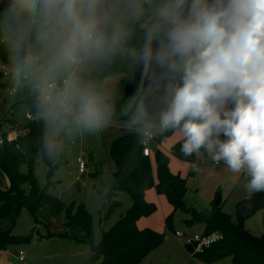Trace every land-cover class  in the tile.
<instances>
[{
  "label": "clouds",
  "instance_id": "9594fccd",
  "mask_svg": "<svg viewBox=\"0 0 264 264\" xmlns=\"http://www.w3.org/2000/svg\"><path fill=\"white\" fill-rule=\"evenodd\" d=\"M0 53L47 159L124 118L143 140L178 131L185 156L264 192V0H0Z\"/></svg>",
  "mask_w": 264,
  "mask_h": 264
},
{
  "label": "rangeland",
  "instance_id": "374dc122",
  "mask_svg": "<svg viewBox=\"0 0 264 264\" xmlns=\"http://www.w3.org/2000/svg\"><path fill=\"white\" fill-rule=\"evenodd\" d=\"M6 79L2 76L1 81ZM27 97L26 94H13L10 88L0 86V122L4 130L27 125L26 114L29 112L25 103ZM109 127L125 128L127 125L125 122H113ZM109 127L96 135L78 137L69 142L65 149L66 155L53 161L56 167L50 178L48 177L50 166L43 159L42 152L38 153L35 168V177L40 187L47 189L50 194L63 201L71 200L77 204H84L88 212L94 215L95 245L101 241L103 231L113 227L133 203L127 192H120L117 200L121 202V205L112 214L108 215V208L103 205L100 191H107L115 182L116 166L110 158V144L125 133L124 129L109 130ZM180 139L182 137L178 131L167 136L162 133L155 135L145 144L149 150L154 171L156 167L154 154L160 149L170 157L171 170L187 179L185 196L187 208L211 211L218 202H221L223 210L230 214L234 221H237V203L245 197L252 196L244 187L247 177L243 173H232L223 163L219 165L214 163L203 151L195 154L193 163L177 158L172 154L171 148ZM80 157L86 165L84 172H81L79 168ZM22 171L27 173L28 166L23 165ZM8 186L9 180L0 170V187L7 188ZM24 187L29 190L28 184ZM147 198L153 199L152 202L157 205V210L138 222L139 224L144 223L146 228L164 232L165 239L159 248L150 252L139 264H200L201 260L191 254L193 247L191 246L190 251L185 243L196 235H203L205 223L189 222L191 214L183 209L174 211L166 196L159 195L155 187L148 190ZM169 215L172 216V229L167 228L166 225V218ZM64 222V218L60 221L54 219L48 205L43 203L36 212V218L27 209H23L19 215L11 213L8 219L0 224V231L12 228L13 234L17 236H29L34 233L29 242L23 241L11 245L10 248L15 254L14 247L16 246L18 253L23 250L34 257L39 255L43 257L44 254L52 252L55 256L52 264H84L91 255V246L86 242V232L78 225L67 227L63 225ZM243 223L253 235H263L264 211H257ZM49 231L67 232L73 237H48L44 238L47 241H38L39 236ZM177 232L184 233V237L179 238L176 235ZM22 264H29V261ZM37 264L48 263L37 260ZM203 264H232V259L224 257L212 263L203 261Z\"/></svg>",
  "mask_w": 264,
  "mask_h": 264
},
{
  "label": "trees",
  "instance_id": "16d2710c",
  "mask_svg": "<svg viewBox=\"0 0 264 264\" xmlns=\"http://www.w3.org/2000/svg\"><path fill=\"white\" fill-rule=\"evenodd\" d=\"M3 59L0 53V60ZM0 86L10 88L8 79L1 81ZM122 99L134 94L136 82L129 78H122L116 85ZM29 111L31 101L25 100ZM115 123L125 122L124 118H117ZM29 133L26 137L14 142H5L0 148V170L9 180L7 188L0 187V224L5 222L11 213L19 215L27 209L36 218V212L45 203L54 217L67 227L80 226L86 232V242L91 246V255L84 264H139L150 252L159 248L165 239V233L151 228L140 229L137 222L157 210V205L147 201L146 192L155 187L159 195H164L172 204L174 211L183 209L191 214L189 222L205 223L204 234L219 233L222 238L206 247L202 254H195L200 260L212 263L224 257H231L232 264H264V233L253 235L245 226L244 221L257 211H264V192L252 194L237 203V221L225 212L222 203L218 202L210 211H198L187 208L185 196L187 179L171 171L170 157L158 149L155 154V171L150 155L145 153L144 140L134 132H129L115 139L110 144V158L115 163V182L107 191H100L104 207L108 208V215L117 210L121 202L117 200L120 192H127L132 200V206L121 215L119 220L109 230H104L101 241L95 245L93 236V214L88 212L84 204L75 201H63L50 194L47 189L40 187L35 177L36 160L40 150L42 125L35 119L28 121ZM4 129L0 122V130ZM173 132H166L170 135ZM223 139V137H222ZM182 139L172 146L171 152L179 159L195 160V154L185 156L181 151ZM66 152L62 155L64 157ZM43 159L50 166L48 177L54 174L53 161L43 155ZM28 166V172L22 171V166ZM29 185L26 190L24 185ZM39 222V220H36ZM102 225V220H101ZM167 228L172 229V216L166 218ZM34 233L29 236H17L12 228L0 231V249H6L12 244L29 242ZM67 237V233L49 231L48 237ZM191 251V247L185 244Z\"/></svg>",
  "mask_w": 264,
  "mask_h": 264
},
{
  "label": "built area",
  "instance_id": "2783aa9c",
  "mask_svg": "<svg viewBox=\"0 0 264 264\" xmlns=\"http://www.w3.org/2000/svg\"><path fill=\"white\" fill-rule=\"evenodd\" d=\"M0 73L6 77V72L4 70V65L0 64ZM26 118L28 121H33L34 116L33 114L29 111L26 114ZM29 133V128L27 126H17V127H10L7 130H0V148L3 146L5 142H14L17 141L20 138L26 137ZM154 136L151 138L153 139ZM149 139V140H151ZM149 140L144 141V148H145V153L149 154V150L145 145ZM79 168L81 172L85 171L86 165L82 158H79ZM176 235L179 238L184 237V233H179L177 232ZM222 238V236L219 233H212V234H203V235H196L193 238H191L187 243L190 247L192 246L194 250L191 251V254L195 256V254L202 252L206 247H209L213 243L219 241ZM20 259L24 260L23 253L20 252ZM200 264H203V261H199Z\"/></svg>",
  "mask_w": 264,
  "mask_h": 264
},
{
  "label": "crops",
  "instance_id": "0c3cea01",
  "mask_svg": "<svg viewBox=\"0 0 264 264\" xmlns=\"http://www.w3.org/2000/svg\"><path fill=\"white\" fill-rule=\"evenodd\" d=\"M12 128V127H11ZM109 130H117V129H124L125 130V133L123 134V135H125V134H127V133H129V132H131V131H129L128 130V127H125V128H118V127H109L108 128ZM122 135V136H123ZM181 140V139H180ZM179 140V141H180ZM149 155V154H148ZM170 164H171V159H170V163H169V166H170ZM154 167V166H153ZM171 169V168H170ZM172 171V170H171ZM173 172V171H172ZM173 173H175V174H178L177 172H173ZM180 175V174H179ZM148 192V191H147ZM147 192H146V199H147V201H149V202H151V203H153L152 201H153V199H149V198H147ZM162 198V197H161ZM245 198H248V197H245ZM163 199V198H162ZM143 218V217H142ZM141 219V218H140ZM139 219V220H140ZM138 220V221H139ZM140 222H137V225H138V227L140 228V229H144V228H146V227H144L145 225H144V223L143 224H139ZM147 228H149V227H147ZM153 229V228H152ZM52 232H56V231H52ZM63 233H65V232H63ZM67 233V232H66ZM68 234V233H67ZM46 235V234H45ZM45 235H41V236H45ZM68 235H70V234H68ZM73 237V235H70V237H65V238H72ZM39 238V240L38 241H42V240H44V241H47V240H45V239H47V238H45V237H38ZM45 238V239H44ZM34 240V239H33ZM33 240H32V242H33ZM31 243V242H30ZM11 246H9L8 248H6V249H0V264H22V263H25L27 260L29 261V264H37V260H39V261H45V262H47L48 264H52V262H53V260L55 259L54 257V255H53V253L52 252H48V253H46V254H44L43 255V257H41L40 255L39 256H36V257H34L31 253H27L26 254V252H23V250H20V252H22L23 253V256H24V260H21L20 259V252L18 253L17 252V248H16V246L14 247V250H15V252H16V254L13 252V249H11L10 248Z\"/></svg>",
  "mask_w": 264,
  "mask_h": 264
}]
</instances>
